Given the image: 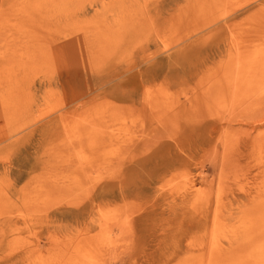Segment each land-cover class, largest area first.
Here are the masks:
<instances>
[{
	"label": "rangeland",
	"instance_id": "1",
	"mask_svg": "<svg viewBox=\"0 0 264 264\" xmlns=\"http://www.w3.org/2000/svg\"><path fill=\"white\" fill-rule=\"evenodd\" d=\"M262 189L264 0H0V264H255Z\"/></svg>",
	"mask_w": 264,
	"mask_h": 264
},
{
	"label": "bare ground",
	"instance_id": "2",
	"mask_svg": "<svg viewBox=\"0 0 264 264\" xmlns=\"http://www.w3.org/2000/svg\"><path fill=\"white\" fill-rule=\"evenodd\" d=\"M243 42H245V41H243ZM242 42V43H243ZM247 42V41H246ZM253 43V45H249V44H245L244 43V46H243V49H242V51H241V53H243V54H241V56H240V53H239V59H245V58H247V57H250V56H252L253 55V57L255 56V49L257 48L256 47V42H252ZM256 56H257V54H256ZM252 59V58H251ZM258 59V58H257ZM257 59H252L251 60V62H250V64H253V63H255L256 61H257ZM251 69V68H250ZM257 191H258V189H257ZM261 191H263V193H264V190L262 189V190H259V192H258V195H259V193H262ZM261 195H264V194H261ZM261 195H259V196H261ZM262 197V196H261ZM261 205H264V202H262V204ZM262 207V206H261ZM245 233H247V234H251V233H253V231H248V232H245ZM262 233V232H261ZM264 233V232H263ZM263 236V235H262ZM254 238V237H253ZM256 238V237H255ZM252 240V239H251ZM256 240V239H255ZM258 240V239H257ZM202 249V248H201ZM219 249V248H218ZM260 250V249H259ZM215 253H217V250H216V248L213 250ZM212 252V251H211ZM222 253V252H221ZM220 254V253H219ZM226 263V262H225ZM255 264H264V261L263 260H255V262H254Z\"/></svg>",
	"mask_w": 264,
	"mask_h": 264
}]
</instances>
